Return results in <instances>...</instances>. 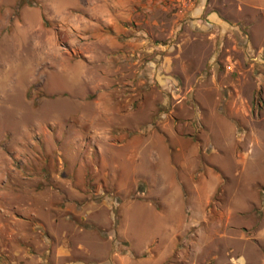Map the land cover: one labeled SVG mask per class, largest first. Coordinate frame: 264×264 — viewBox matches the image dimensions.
<instances>
[{
	"label": "rangeland",
	"instance_id": "rangeland-1",
	"mask_svg": "<svg viewBox=\"0 0 264 264\" xmlns=\"http://www.w3.org/2000/svg\"><path fill=\"white\" fill-rule=\"evenodd\" d=\"M138 1L0 0V264H264V0Z\"/></svg>",
	"mask_w": 264,
	"mask_h": 264
},
{
	"label": "crops",
	"instance_id": "crops-1",
	"mask_svg": "<svg viewBox=\"0 0 264 264\" xmlns=\"http://www.w3.org/2000/svg\"><path fill=\"white\" fill-rule=\"evenodd\" d=\"M111 2H108L106 0V8L103 10V13L101 15V18L104 23H113L115 26L118 27V25L122 28V25L124 20H128L130 17V13H132V16L135 15L136 11H140V3L138 0H110ZM73 4H69V7ZM65 7V6H64ZM68 7V6H67ZM55 10L58 13H61L63 8H55ZM134 13V14H133ZM116 30H118L116 28ZM260 232L264 234V224L261 228Z\"/></svg>",
	"mask_w": 264,
	"mask_h": 264
}]
</instances>
